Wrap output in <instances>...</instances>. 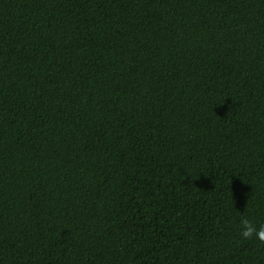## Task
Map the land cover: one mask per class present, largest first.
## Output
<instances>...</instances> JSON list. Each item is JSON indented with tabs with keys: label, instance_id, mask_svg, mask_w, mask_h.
<instances>
[{
	"label": "trees",
	"instance_id": "16d2710c",
	"mask_svg": "<svg viewBox=\"0 0 264 264\" xmlns=\"http://www.w3.org/2000/svg\"><path fill=\"white\" fill-rule=\"evenodd\" d=\"M264 0H0V264H264Z\"/></svg>",
	"mask_w": 264,
	"mask_h": 264
},
{
	"label": "clouds",
	"instance_id": "9594fccd",
	"mask_svg": "<svg viewBox=\"0 0 264 264\" xmlns=\"http://www.w3.org/2000/svg\"><path fill=\"white\" fill-rule=\"evenodd\" d=\"M240 236L247 240L255 237L261 243H264V224L256 226L248 219L242 218L240 220Z\"/></svg>",
	"mask_w": 264,
	"mask_h": 264
}]
</instances>
